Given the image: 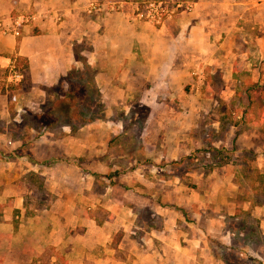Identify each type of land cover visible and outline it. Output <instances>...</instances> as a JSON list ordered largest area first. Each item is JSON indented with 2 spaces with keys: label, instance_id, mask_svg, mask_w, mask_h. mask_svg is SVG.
I'll return each mask as SVG.
<instances>
[{
  "label": "crops",
  "instance_id": "crops-1",
  "mask_svg": "<svg viewBox=\"0 0 264 264\" xmlns=\"http://www.w3.org/2000/svg\"><path fill=\"white\" fill-rule=\"evenodd\" d=\"M147 1L0 0L3 24L38 15L0 32V264H264L250 242L264 241V183L241 196L236 166L183 160L205 144L210 97L234 93L264 125L239 95L264 93V0H183L159 24L132 17ZM82 70L121 113L38 116L46 89Z\"/></svg>",
  "mask_w": 264,
  "mask_h": 264
},
{
  "label": "rangeland",
  "instance_id": "rangeland-1",
  "mask_svg": "<svg viewBox=\"0 0 264 264\" xmlns=\"http://www.w3.org/2000/svg\"><path fill=\"white\" fill-rule=\"evenodd\" d=\"M84 70L77 73L73 72L76 75L80 73L81 81L76 75L64 78V88L67 89L65 91L67 93L63 96H61V92L65 90L62 87L63 84L47 88L42 105L47 107L53 101V107L57 111L59 109L62 111H59L60 115L58 116L61 121L74 117L87 119L102 116L114 117L117 113H121L117 109L105 113L102 104L98 101L99 92L94 84L88 80L87 84L84 85L85 79L82 77ZM86 71L88 72V70ZM233 94L227 95L226 99L222 95L220 98L210 97L213 108L208 109V111L201 110L198 117L201 124L195 129V134L203 137L202 142L204 141L205 144L198 147L194 154L184 158V161L187 162L188 168L193 167V169L203 172L221 168L228 164L236 166L237 181L240 184L238 194L244 196L249 193L248 184L264 183V159H260L264 157V125H257L255 121L250 120L247 106L238 104V98L233 97ZM226 104H230L233 110L231 117L227 116L225 109L223 110V106ZM138 112L140 116L143 110ZM213 118L217 120L216 125H211ZM233 132L236 133V136H233ZM231 147L233 149L229 150ZM220 148V153H216V150ZM261 195L259 191L256 192V197L261 198ZM247 225L254 228L252 221ZM250 241L253 248L262 250L261 255L264 257V241L258 236L251 237ZM224 256L231 262L236 261L230 252H225Z\"/></svg>",
  "mask_w": 264,
  "mask_h": 264
},
{
  "label": "built area",
  "instance_id": "built-area-1",
  "mask_svg": "<svg viewBox=\"0 0 264 264\" xmlns=\"http://www.w3.org/2000/svg\"><path fill=\"white\" fill-rule=\"evenodd\" d=\"M96 7L90 4V9ZM191 4L183 0H152L147 2L135 3L132 9V17L135 19H141L149 21L153 24H159L164 19L170 18L172 15L179 11L189 10ZM38 15L34 12L21 13L12 17L7 24H3L0 21V32L3 34H11L18 36L20 28L33 20ZM11 78L14 80H20L21 74L17 70H12Z\"/></svg>",
  "mask_w": 264,
  "mask_h": 264
},
{
  "label": "trees",
  "instance_id": "trees-1",
  "mask_svg": "<svg viewBox=\"0 0 264 264\" xmlns=\"http://www.w3.org/2000/svg\"><path fill=\"white\" fill-rule=\"evenodd\" d=\"M67 89L63 90V92H61V96L65 95V91ZM252 93V94H251ZM239 95H241L243 97H250L251 95L253 96L252 99L250 98V102H248V104H250L251 102H255L257 104L256 107V111H255V117L257 118L258 122L261 123L262 121H264V93H261L257 88L255 87H249V88H245L244 91H242ZM259 104V105H258ZM67 109V108H66ZM40 113L39 115H43L42 119H44L46 122H50L53 118H60L58 117L60 115L61 111L60 109L57 111L54 107H53V101L50 102V105L47 107H44L43 105L41 106L40 109ZM62 112V111H61ZM233 113L232 108H229V110L226 112L227 116L231 115ZM231 117V116H230ZM48 120V121H47ZM233 148L231 147L229 150H232ZM221 148L216 150V153H220ZM185 160V159H183ZM236 224L239 226H241V224L239 222H236ZM228 225H230L228 223ZM239 226V227H240ZM230 227V226H229ZM242 227H240L239 229H241ZM245 236V234L241 237H237L238 239H241ZM254 236H257L256 234ZM251 242V241H250ZM253 247V245H252ZM227 260V259H226Z\"/></svg>",
  "mask_w": 264,
  "mask_h": 264
}]
</instances>
